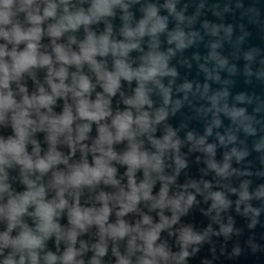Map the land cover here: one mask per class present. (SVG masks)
I'll return each mask as SVG.
<instances>
[{"label":"water","instance_id":"1","mask_svg":"<svg viewBox=\"0 0 264 264\" xmlns=\"http://www.w3.org/2000/svg\"><path fill=\"white\" fill-rule=\"evenodd\" d=\"M21 2L13 0L0 30L40 33L19 42L0 35V63L9 69L0 96L13 102L0 109V143L23 149L0 163V264H264V0H108L105 13L96 0ZM50 4L54 15L45 16ZM77 14L88 22L49 34ZM89 36L97 49L102 37L108 42L95 64L57 58V46L81 55ZM30 42L37 63L16 74L12 53ZM43 56L51 63L41 64ZM81 101L104 115L81 116ZM119 121H127L122 134ZM129 154L140 162L129 164ZM49 156L58 159L36 167ZM97 161L110 178L89 173L91 183H70ZM25 196L10 220L11 204ZM41 204L52 208L47 231ZM76 210L88 219L75 223ZM24 233L39 244H14Z\"/></svg>","mask_w":264,"mask_h":264},{"label":"clouds","instance_id":"2","mask_svg":"<svg viewBox=\"0 0 264 264\" xmlns=\"http://www.w3.org/2000/svg\"><path fill=\"white\" fill-rule=\"evenodd\" d=\"M113 2H116V0H113ZM13 0H0V24H8L9 21V16L11 13L8 11L9 7L12 5ZM32 0H22L21 2V9L28 7L31 5ZM93 8L97 13H105L108 11V0H96V3L93 5ZM54 9L55 5L50 4L46 9H45V16H52L54 15ZM33 23H39L41 17L39 16H31L29 17ZM68 23L65 25L61 23L59 27L53 26L50 29V35L52 36H59L61 34V30L64 28H75L77 24L83 22L87 23L89 20V17L84 16L82 14H77L75 16H69L66 17ZM39 33L40 29L38 27L33 28L27 32H22L18 27H14L11 35L7 31L0 30V35L4 36L6 39L11 38L16 42H19L21 40H28V41H33L39 38ZM129 35L131 33H128ZM107 38L102 37L99 41V49H97L96 44L97 41L93 39V37L89 36L88 41L86 44L82 45V50H81V55H76L72 54L71 57H69L64 50L60 47L57 46L55 51L57 54V58L64 63H75L79 65L81 60H87L92 64H95V61L92 59L93 54H95L98 50L101 54L105 53L108 51L107 47ZM5 52L3 49H0V57L4 56ZM13 60H14V65H13V71L16 74H19L21 71L27 69L30 65H35L37 63L36 59V44L35 43H28L27 45V50L19 55L16 53H12ZM40 63L43 65L50 64L51 61L48 56H43L40 59ZM0 72H2L3 78L0 79V84H2L4 87H7V82L9 79V69L6 64L0 63ZM126 76H129V73H124ZM55 75L59 76L61 80H63L65 76V70L63 68L60 69L59 72H56ZM80 88L83 91H87L89 88L88 82L86 79L81 78ZM115 86V82L111 81L110 85L107 87L106 90L111 91L112 88ZM64 85L61 83L59 85H52L53 92H56L57 89L63 88ZM77 95H80V93H77ZM39 101L41 104L47 105L48 103L51 102V97L49 96H41L39 98ZM26 103H29V101L25 100ZM12 100L10 96H0V109L10 107L12 105ZM79 112L81 116L88 117L89 119H98L99 116L104 115V113H92L87 111V103L85 101L80 102V107H79ZM71 122V115L66 113L59 121L62 125L65 127ZM27 123V121H25ZM118 128L120 130V133L122 134L126 128H127V121H119L118 122ZM21 140L23 139V130H18ZM22 144L16 141H9L8 143H0V163H5V159L3 156V153H11L13 154L16 158H19V154L22 151ZM58 159V156H49L47 161H39L36 165L37 168H39L41 171H45L48 167L49 164L55 163L56 160ZM126 160L129 164L136 165L140 161L138 157L135 154H129L126 157ZM23 163L26 164L27 167H31V162L30 161H22ZM98 167L96 169H88L85 167L84 171L77 170L73 173V175L70 177V183L73 185H79L81 182H86V183H91V180L88 179V174L90 173L92 179H98L102 174L107 172L109 178L111 177V170L110 169H105L103 165L100 164V161H97ZM62 182V181H61ZM42 192H37L35 194H30L32 198H34L37 195H41ZM29 196H25L23 200L21 201L20 204H16L13 202L10 207L9 211V219L10 220H15V217L24 210V204H27L29 201ZM135 199V197H133ZM63 201H61V204L59 206H63ZM105 213L107 212V209L104 210ZM38 215L41 216V218L44 220V225L43 229L44 231H47L51 225V216H52V208L47 205H39L37 209ZM74 216V222L75 223H80L81 220L83 219H88L86 214H82L78 210L74 211L73 213ZM82 226V225H81ZM11 227V225H10ZM118 231L119 235L124 234V229L121 228ZM5 243L8 242L7 236L5 235L3 237ZM14 244H19L24 247H33L39 244V241L36 238L31 237L29 234L24 233L21 235V238L18 241H13ZM49 259H54V257H49ZM72 259V253L69 252L65 256V260H71ZM33 260H35V255L33 254ZM5 264H12V261L9 259L5 262Z\"/></svg>","mask_w":264,"mask_h":264}]
</instances>
